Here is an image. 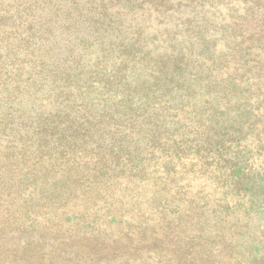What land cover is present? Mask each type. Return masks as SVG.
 <instances>
[{"label": "trees", "instance_id": "trees-1", "mask_svg": "<svg viewBox=\"0 0 264 264\" xmlns=\"http://www.w3.org/2000/svg\"><path fill=\"white\" fill-rule=\"evenodd\" d=\"M263 60L264 0H0V183L7 180L9 190L14 177L21 182L51 177L55 164L43 161L40 144L41 154L30 147L42 132L61 124L64 130L70 127L64 121L159 123L161 133L153 141L158 155L135 172L127 164L120 168L122 158L129 161L124 150L103 151L104 139L75 146L71 151L83 153L79 156L67 157L59 145L49 155L67 157L70 168L76 156L90 161L85 163L94 165L89 180L97 195L105 191L112 198L118 180L131 177V186L121 191L134 204L144 200L148 216L163 223L150 231L157 241L155 248L150 246L156 264H220L205 231L222 224L211 225L207 218L226 221L221 215L226 212L235 215L236 227L248 228L262 203L247 196V184L228 166V151L216 150L207 135L230 133L234 121L239 128L247 123L238 111L253 113L246 107L255 102L249 95L254 75L258 90L264 83ZM222 101L234 103L220 109ZM262 133L264 127L255 139ZM64 177L57 179L60 186L70 188L73 177ZM72 186L71 198L54 202L75 205V194H90ZM27 207L37 210L38 203ZM27 230L23 239L32 253L73 236ZM130 239L120 236L111 242L126 247ZM251 252L242 245L224 264H238L243 253L251 257Z\"/></svg>", "mask_w": 264, "mask_h": 264}, {"label": "rangeland", "instance_id": "rangeland-1", "mask_svg": "<svg viewBox=\"0 0 264 264\" xmlns=\"http://www.w3.org/2000/svg\"><path fill=\"white\" fill-rule=\"evenodd\" d=\"M256 77L254 75L255 84L249 94L252 95L251 98H254L255 102L249 101L246 107L251 108L252 115L249 117V111L245 109L238 111L239 117L243 120L246 118L247 123L239 128L238 123L234 121V127H230L228 130L230 133L226 130H219V133L213 131L207 135L210 136V141L216 150L225 149L228 151L231 158L228 166L238 172L239 181L247 184L249 190L247 196L257 203H262L257 204L258 210L254 211L255 216L251 215L252 225L248 228L236 227L233 220L235 215L225 216L226 212L221 214L227 218L226 221L221 217L216 221L213 218H207L211 220V225L222 224L220 228H206L205 231L206 240L213 241V247L217 252V261L220 264H224L226 259L231 257V252L234 258L233 251L242 245L249 246V252L252 251L251 257L248 253H243V260H238V264H264V143L260 141L261 137H264V133L257 134V139H255V134L264 127V101H258L264 98V83L258 90L256 84L259 81L255 79ZM244 94L243 92L240 94V91L236 92L238 97L239 95L244 96ZM231 103L234 102L222 101L220 109L229 107ZM237 105L239 106V104H235L234 107ZM69 121L63 122L70 125L65 130L62 128L65 124H61L59 127L56 126L53 131L42 132L40 138L33 139L38 141L30 147L31 152H36L34 154H41L39 153L41 150L36 145L40 144L43 161L47 165L49 161L55 164L50 173L51 177L47 176L45 180L29 179L24 182L15 180L16 177H14L10 181L13 183L10 184L9 190L4 185L8 182L7 180L0 183V264H35V262L40 264L39 261L41 264H156L157 255L150 250V246L155 248L157 241L151 238L154 234L150 231L154 228H162L163 223L160 221L161 219H157V216H148L146 209L148 204L146 205L144 200L134 204L130 199L131 196L121 191L126 184L131 186V177L125 176L119 179V182L117 181V191L110 193L112 198L105 191L103 195H97L89 180L94 165L85 163L90 162L88 160L79 161L80 158L77 156L83 153H74L71 150L76 149L75 146H81L84 140L96 145L98 141L104 139L103 151L117 153V150H124L129 161L128 163L124 162L125 159L122 158L123 163L120 168L126 169L122 166L127 164L133 167V172H135L138 168L154 162L150 160V156L158 155V146L153 145V141L157 139L158 133H161L162 127L155 122L149 126L141 122L134 125L131 124V120L123 122L89 120L84 122L82 118H77L70 123ZM225 140H228V143L223 148L220 145ZM53 142H57V144L52 145ZM56 145H59V149L63 152H68L67 157L69 155L75 157L74 155L77 154L76 160H73L72 168L66 166L67 164L64 162L67 157L59 156L57 158L49 155L51 147H57ZM101 154L108 153L101 152ZM190 171L193 172V170ZM34 172L37 176L38 171L31 168V173ZM67 174H70L71 178L73 177L72 180H69L72 185L88 190L90 194H80L78 197L75 194L73 198L74 202L76 199V204L63 202L66 204L63 206V203L60 205L61 201L71 198L68 196L73 195L75 190L72 185H69L70 188L60 186L58 180H62ZM75 174L82 179L75 181ZM120 194L123 196L118 200L120 202L113 199ZM54 199L60 204L54 202ZM33 202L38 203V207L35 208L37 210H30L27 207ZM110 203L116 204L120 208L112 204L110 207ZM38 209L42 210L38 211ZM167 217L171 219V215ZM240 224L242 226L243 222ZM25 228L29 229L28 232L34 228L43 235H62V238L73 236L68 242L45 244L42 248L38 246L35 248L36 253H32L25 247L22 233ZM144 235L150 237V240L146 241L147 237ZM84 236L88 239H83ZM120 236L132 238L130 246H116L117 243L111 242ZM159 243L165 244L163 240H160ZM136 244H144V248L138 247ZM256 253L260 254L259 258L254 257ZM127 256L128 259H125Z\"/></svg>", "mask_w": 264, "mask_h": 264}]
</instances>
